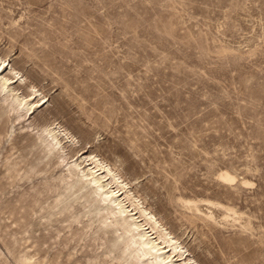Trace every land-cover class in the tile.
<instances>
[{
  "label": "rangeland",
  "instance_id": "rangeland-1",
  "mask_svg": "<svg viewBox=\"0 0 264 264\" xmlns=\"http://www.w3.org/2000/svg\"><path fill=\"white\" fill-rule=\"evenodd\" d=\"M0 58L48 99L24 121L0 119V207L39 199L24 234L0 209L1 264H16L2 241L18 255L23 236L48 233L33 244L42 264L60 250L58 264H120L99 203L30 144L23 127L42 120L73 136L65 153L117 168L197 264H264V0H0ZM219 169L252 184L225 185ZM179 197L231 206L249 226L184 220ZM55 201L58 220L40 224Z\"/></svg>",
  "mask_w": 264,
  "mask_h": 264
},
{
  "label": "bare ground",
  "instance_id": "bare-ground-1",
  "mask_svg": "<svg viewBox=\"0 0 264 264\" xmlns=\"http://www.w3.org/2000/svg\"><path fill=\"white\" fill-rule=\"evenodd\" d=\"M15 83L16 86H10ZM40 95L41 93H38L33 85L25 83L22 75L12 65H9L6 58H0V119L4 115L9 117L10 114L13 115L12 119L17 122L29 118V115L33 114L36 108L48 101L45 96L40 97ZM3 126L4 122L0 121V136L4 133ZM23 129L35 134V138L30 143L35 149L43 146L47 154L55 153L57 164L63 167L65 176L73 178L68 189L74 186L79 189L85 188V197L90 201L99 203L101 206L97 212L99 222L109 228L111 233L107 239L106 250L108 253L116 250L117 253L113 258L120 264H197L189 256L187 249L181 245L180 235L172 234L152 212L143 206V202H140L129 190V182L125 181L117 168L96 157V155H83V150L81 152L78 150L74 154L65 153L63 143H67L72 148L76 146V141L69 132L54 122L42 120L40 123H27ZM27 153L29 154V152ZM27 153L21 155L25 165L27 161L24 158ZM27 164H30L29 172H31L34 165L30 161ZM22 168L17 167V164L7 167L8 172L4 178H15ZM26 174L28 173L24 170L23 175ZM215 177L216 180L225 185L239 183L242 186H251L252 184L246 179L237 178L235 174L226 169H219L215 173ZM7 184L8 182L6 184L0 182V194L4 193ZM28 197L30 200L23 205L20 204L18 210L9 205L0 207V209L8 208L9 215L14 218L13 222L18 224V229H21L23 234L26 230L22 229L32 225L30 213L35 210L39 200L35 196ZM177 202L183 208L181 216L184 220L197 219L209 225L219 222L225 224L232 222L238 223L244 229L249 226L248 220H244L241 212L221 202L181 197L177 199ZM60 203L61 201H55L46 209L39 206V210L44 211L42 216H45V221L40 224L58 220L51 218L54 215L51 210ZM65 209L66 205L63 204L56 213L62 214ZM51 237L49 233L36 238L31 235L23 236L21 240L27 245L24 246L21 253H17L18 255L13 252L12 246L15 243L2 242L8 252L12 253L16 264H42L45 251L38 245L33 248V244L40 241V238L42 239L41 243L48 242ZM68 242L69 238H66L64 243ZM31 248L33 249L30 250ZM61 253L60 250L54 255L51 254L47 260L48 263L58 264L57 259ZM39 254L40 256L36 258L35 256ZM91 264L94 263L91 261Z\"/></svg>",
  "mask_w": 264,
  "mask_h": 264
}]
</instances>
